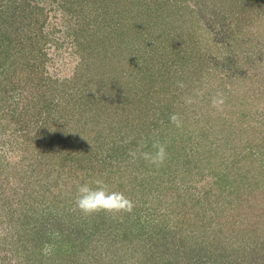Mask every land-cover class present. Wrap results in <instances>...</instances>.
<instances>
[{
  "label": "rangeland",
  "instance_id": "rangeland-1",
  "mask_svg": "<svg viewBox=\"0 0 264 264\" xmlns=\"http://www.w3.org/2000/svg\"><path fill=\"white\" fill-rule=\"evenodd\" d=\"M19 3L0 0V264H264V0ZM95 179L132 210L80 211Z\"/></svg>",
  "mask_w": 264,
  "mask_h": 264
},
{
  "label": "clouds",
  "instance_id": "clouds-1",
  "mask_svg": "<svg viewBox=\"0 0 264 264\" xmlns=\"http://www.w3.org/2000/svg\"><path fill=\"white\" fill-rule=\"evenodd\" d=\"M159 160L164 158V149L160 147L158 152ZM76 207L83 213L97 211H131L132 202L119 191L109 190L102 179H95L91 183L85 182L77 187L75 197Z\"/></svg>",
  "mask_w": 264,
  "mask_h": 264
},
{
  "label": "trees",
  "instance_id": "trees-1",
  "mask_svg": "<svg viewBox=\"0 0 264 264\" xmlns=\"http://www.w3.org/2000/svg\"><path fill=\"white\" fill-rule=\"evenodd\" d=\"M22 5V6H21ZM19 6H20V8H19V10H20V12L21 13H25V11L27 12L28 10H26V7H27V4H26V0H20V3H19ZM0 17H3V15L2 14H0ZM2 53H0V55H1ZM48 107V106H47ZM48 109V108H47ZM50 110V109H49ZM243 131H244V129H242ZM249 144H251V143H249ZM259 144H260V142H258L257 144H256V146H259ZM261 146V145H260ZM245 158V157H244Z\"/></svg>",
  "mask_w": 264,
  "mask_h": 264
}]
</instances>
